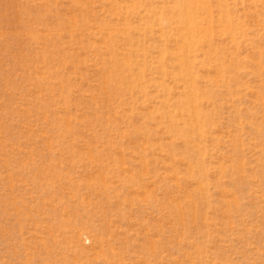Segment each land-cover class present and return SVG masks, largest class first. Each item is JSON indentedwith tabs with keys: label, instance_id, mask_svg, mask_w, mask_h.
Masks as SVG:
<instances>
[{
	"label": "rangeland",
	"instance_id": "rangeland-1",
	"mask_svg": "<svg viewBox=\"0 0 264 264\" xmlns=\"http://www.w3.org/2000/svg\"><path fill=\"white\" fill-rule=\"evenodd\" d=\"M0 264H264V0H0Z\"/></svg>",
	"mask_w": 264,
	"mask_h": 264
},
{
	"label": "bare ground",
	"instance_id": "bare-ground-1",
	"mask_svg": "<svg viewBox=\"0 0 264 264\" xmlns=\"http://www.w3.org/2000/svg\"><path fill=\"white\" fill-rule=\"evenodd\" d=\"M183 2H184V0H183ZM186 2H188V1H186ZM186 4V3H185Z\"/></svg>",
	"mask_w": 264,
	"mask_h": 264
}]
</instances>
